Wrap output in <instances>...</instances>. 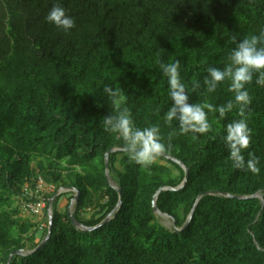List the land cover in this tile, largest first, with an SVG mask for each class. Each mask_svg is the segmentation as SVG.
Instances as JSON below:
<instances>
[{
  "label": "trees",
  "instance_id": "1",
  "mask_svg": "<svg viewBox=\"0 0 264 264\" xmlns=\"http://www.w3.org/2000/svg\"><path fill=\"white\" fill-rule=\"evenodd\" d=\"M59 3L76 22L65 32L46 17ZM264 30V0H0V264H264V87L248 85L245 115L259 174L237 169L224 143L225 126L240 119L229 81L212 93L210 67L223 68L236 42ZM235 38V39H234ZM181 63L183 82L199 88L190 103L214 107L233 101L220 118L209 112L206 134H174L163 116L171 105L160 63ZM105 86H120L137 127L159 125L164 154L149 169L128 159L125 142L105 131L116 115ZM108 155V178L105 155ZM45 195L39 221L20 216V205ZM73 226L67 208L84 227ZM60 189L66 190L49 203ZM219 191L262 200L202 196ZM67 194L64 210L59 200ZM194 208L193 215L185 226ZM52 231L48 233V209ZM175 222V227L173 223ZM182 229V230H181ZM180 230V231H178ZM39 233L42 235L39 237ZM37 249V250H36ZM14 254L8 262L11 254ZM33 252L28 254V252Z\"/></svg>",
  "mask_w": 264,
  "mask_h": 264
},
{
  "label": "clouds",
  "instance_id": "2",
  "mask_svg": "<svg viewBox=\"0 0 264 264\" xmlns=\"http://www.w3.org/2000/svg\"><path fill=\"white\" fill-rule=\"evenodd\" d=\"M46 20L65 32L76 26L73 17L67 14L59 3L53 5ZM227 59L228 62L223 68L206 69L208 75L204 84L206 91L212 93L222 82H230L228 90L234 94L235 105L239 106L240 119L228 123L224 129L223 139L229 150V159L234 168L259 174L258 158L252 152H248L249 158L246 160L243 152L252 143V129L245 115L246 109L252 102L247 86L253 83L255 77V84L264 87V30L259 34L237 40L236 47L231 50ZM159 67L162 74L167 77L171 98V105L164 113L163 120L170 127L174 122L178 125V129H173V132L169 133V138L177 133L206 134L212 130L208 119L209 112L218 111L220 118H223L233 109V101L218 108L207 102L190 103V94L199 88V83L194 82L192 87L188 88L182 80L179 59L172 63L161 62ZM103 92L116 109V115L104 117L105 131L115 133L122 138L131 162L142 169H149L168 147L163 141L160 126L149 125L144 128L136 126L130 108L125 106L128 97L122 87L105 86Z\"/></svg>",
  "mask_w": 264,
  "mask_h": 264
},
{
  "label": "water",
  "instance_id": "3",
  "mask_svg": "<svg viewBox=\"0 0 264 264\" xmlns=\"http://www.w3.org/2000/svg\"><path fill=\"white\" fill-rule=\"evenodd\" d=\"M115 151H117V149H111V150H109V151L106 153V155H105V172H106V177H107V178H108V155H109V153H113V152H115ZM161 155L164 156V157H166L167 159H170V160L176 162V163L179 164V165L184 169V171H185V178H184L182 184H181L179 187H177V188L162 187V188H160V189L156 192V194H155V196H154V198H153V211H154L157 215H159V216H161V217H163V218H169V216H168L167 214L160 212V211L158 210V208L156 207L157 196H158V194H159L161 191H168V190L173 191V190H179V189H181V188L185 185V183L187 182L188 175H189V171H188V169H187V168H186L181 162H179L178 160H176V159H174V158H172V157H170V156H168V155H166V154H164V153H162ZM71 191L75 192V196H74V199L70 202V204H69V206H68V208H67V213H68L69 219H70V221L72 222L73 226L76 227V228H80V229L83 230V231H92V230H95V229H97V228H100L101 226H103V225H105L106 223H108V222L110 221L111 217H112V214H113V213H114V212L120 207V204H121V198H122V196H121V190H120L119 188H117V191H118V193H119V203L117 204L115 210H114L113 212H111V213H110V214H109V215H108V216H107V217H106V218H105L100 224H98L97 226H95V227H91V228H87V227H84L82 224H80V223H79V222L73 217V214H72L71 208H72L73 205L78 201V198H79V191L76 190V189H71ZM61 193H62V190H61V189L58 190V191H57V192L51 197V199L49 200V203L51 204V202L55 199V197L58 196V195L61 194ZM206 195H222V196H225V197H228V198H236V199H239V200H242V199H249V198H255V197H257V198H259V199L262 200L261 192H258V193H256L255 195H252V196H231V195H229V194L221 193V192H219V191H208V192H206V193L201 194L200 196H198L197 201H198L202 196H206ZM195 206H196V204H195L194 207L192 208V210H191V212H190V214H189V216H188V218H187V221H186V223H185V226H186V225L188 224V222L190 221V219H191V217H192V215H193V212H194V208H195ZM173 226L175 227V222L173 223ZM181 230H182V229H181ZM51 231H52V210H51V207H49V209H48V233H47L46 238L41 242V244L37 247V249H39L40 247H42V246L46 243V241L49 239V237H50V235H51ZM178 231H180V230H178ZM37 249H36V250H37ZM31 253H33V252H32V251H31V252H28V254H31ZM14 254H22V251H16V252H14L13 254H11V256H10L8 262L10 261L11 257H12Z\"/></svg>",
  "mask_w": 264,
  "mask_h": 264
},
{
  "label": "built area",
  "instance_id": "4",
  "mask_svg": "<svg viewBox=\"0 0 264 264\" xmlns=\"http://www.w3.org/2000/svg\"><path fill=\"white\" fill-rule=\"evenodd\" d=\"M52 190L53 187L51 185H46L42 180H39L34 190V194L36 195L37 201L24 203V209L29 211L35 217H38L40 219L43 218L44 210L46 207L45 195L51 192Z\"/></svg>",
  "mask_w": 264,
  "mask_h": 264
},
{
  "label": "rangeland",
  "instance_id": "5",
  "mask_svg": "<svg viewBox=\"0 0 264 264\" xmlns=\"http://www.w3.org/2000/svg\"><path fill=\"white\" fill-rule=\"evenodd\" d=\"M63 192H66V190H62V193ZM67 197H68V195L67 194H64L62 197H61V199L59 200V209L60 210H64V208H65V206H66V204H67V202H68V199H67ZM18 204L20 205V216L22 217V218H25V219H34V221H39L40 220V218H38V217H35V216H33L29 211H27L26 209H24V207H23V204H22V202H18ZM73 210V208H71V211ZM163 218V217H162ZM164 220H165V223L167 224V225H169L170 224V222L168 221V219L167 218H163ZM42 235V233H39V237Z\"/></svg>",
  "mask_w": 264,
  "mask_h": 264
}]
</instances>
